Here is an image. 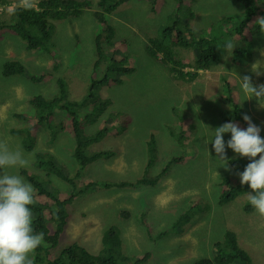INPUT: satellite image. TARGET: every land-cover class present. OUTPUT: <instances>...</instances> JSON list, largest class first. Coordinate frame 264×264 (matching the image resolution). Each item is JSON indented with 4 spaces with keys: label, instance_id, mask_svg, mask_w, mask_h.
<instances>
[{
    "label": "rangeland",
    "instance_id": "374dc122",
    "mask_svg": "<svg viewBox=\"0 0 264 264\" xmlns=\"http://www.w3.org/2000/svg\"><path fill=\"white\" fill-rule=\"evenodd\" d=\"M89 1L93 5L92 9L84 11L79 17L51 22L48 42L51 46L48 52L46 49L28 50L25 41L9 34L0 40V72L3 62L9 60L21 64L25 71L24 75L9 77L0 74V141L7 142L12 148H21L26 158H30L29 167L9 171L19 174V170H27L35 173L47 182L50 190H56L63 197L68 192L67 185L36 169L33 156L38 152L49 153L63 174L73 175L77 166L72 158V137L67 131H57L59 122L67 118L66 113L54 111L51 119L55 128L53 139H50L47 130L33 127L34 148L31 151L21 147L24 137L12 132L25 129L20 118L12 115L24 114L26 126H32L35 114L28 99L36 94L52 97L56 93L58 79L66 84V100L80 102L91 80L102 77L121 79L119 75L112 74L109 65L121 59H125L126 67L133 69V72L123 76L119 85L109 83L94 86V91L102 100H109L110 106L97 123H85L86 132H93L114 113L127 118L128 124L121 136H108L96 144L113 149L116 155L91 166L89 171H85L88 172L83 179L104 180L113 185L135 183L146 170V145L150 136L156 142L155 162L148 171L150 176L159 175L170 158L181 157L182 161L159 176L154 187L119 189L114 186L107 192L97 190L85 195L87 197H76L66 208L68 219L55 252L74 242L95 254L101 249L103 232L113 226L120 233L123 255L138 259L144 253L148 254L147 259L138 264H193L200 259L213 258V243L222 239L225 230H231L236 235L239 247L252 263L264 264V218L255 211L249 214L242 212L241 207L247 195L236 197L224 205L217 203L222 177H231L240 182L241 169L236 170L228 163L239 156L226 148L227 169L221 167L211 143L213 131L223 124L222 113L228 110L222 101L223 77L233 81V100L261 128L260 135L264 137V107L259 109L255 99L244 100L240 81L236 77L250 75L254 84L264 83V34L256 33L250 40V63H232L234 50L248 45L237 38L224 36L221 39L235 45L232 53L225 47L219 62L208 70L199 71L195 80L176 81L167 66L145 53L148 41L158 37L161 28L169 24V17L174 14V0L157 2V12L151 10V0H124L107 16L108 24L114 28L116 50L103 43L102 58L95 66L99 58L95 55L93 41L100 28L93 20L92 12L98 0ZM32 2L35 8L38 0ZM16 6H22L21 0H2L0 18L6 19L8 11ZM189 10L193 14L191 19L187 17ZM179 13H176L175 19L181 17L183 26L180 27L184 34L185 26L200 33L202 29L215 26L222 18H239L241 7L235 0L184 1ZM234 24L233 21L229 22L224 25V30H231ZM172 51L174 59L184 64H191L194 59L191 48L174 46ZM111 57L112 61L109 60ZM106 68L109 70L106 71ZM255 72H260V75L257 76ZM26 75L44 78L41 82L33 83L25 80ZM179 117L182 118L181 122H178ZM79 118L84 122L83 111L79 112ZM169 131L176 135L183 131L180 142L175 141ZM229 139L230 133H226L225 142ZM99 148L95 146L92 150ZM34 202L45 201L35 196ZM191 205L197 209L189 223L178 229H168ZM124 213L127 216L121 217ZM162 231L166 232L165 235H158Z\"/></svg>",
    "mask_w": 264,
    "mask_h": 264
},
{
    "label": "trees",
    "instance_id": "16d2710c",
    "mask_svg": "<svg viewBox=\"0 0 264 264\" xmlns=\"http://www.w3.org/2000/svg\"><path fill=\"white\" fill-rule=\"evenodd\" d=\"M151 1V10L157 12V2L161 0ZM184 1L193 3L196 0H174V14L169 17V24L161 28L158 37L150 39L146 44L145 53L149 58L167 66L169 73L175 80L192 82L198 76L199 71L208 70L219 62L222 51L228 43L221 38L227 36L231 39L233 37L237 38L248 45L247 47L234 50L231 59L232 63L236 65L250 63L251 53L249 43L254 34L260 33L256 20L264 17V0H235L242 11L239 18H222L215 26L202 29L200 33L185 26V34L180 27L183 26L181 17L175 19V15L179 13L180 8L184 5ZM123 2L124 0H98L95 3V11L92 12V18L100 28V32L94 36L93 41L95 55L99 58L94 63L95 66L98 65L99 60L102 58L103 43L113 51L116 50L117 44L113 41L114 28L108 24L107 16L112 14ZM1 3L2 0H0ZM155 3L156 5H154ZM90 6L93 7L89 0H38L35 8L25 9L23 6H16L13 10L8 11L9 14L6 19L0 18V40L3 36L9 34L25 41L27 44L26 49L28 50L46 49L48 52L49 46H51L48 44L52 30L51 22L79 17L84 11L91 10L92 7ZM3 13L1 12V14ZM182 13L180 12L179 14ZM187 17L188 19L193 18L190 10L187 13ZM231 21L235 22L233 28L231 30H224V25H227ZM174 46L193 49L194 59L192 63L184 64L176 61L172 51V47ZM109 60L112 61L113 58L111 57ZM109 65L111 66L112 74L119 75L120 77L133 72V69L131 70L126 67L125 59H121L120 61L115 60V62H111ZM54 70H56V66ZM108 70L106 68V71ZM0 74L3 77H9L12 75H24L25 71L21 64L9 60L4 61L1 65ZM43 78V76H39L38 78H35V76L29 77V75H26V79L24 77L25 80L33 83L41 82ZM221 80L224 93L222 101L228 106V110L221 115L222 123L231 121L238 124L241 128H246L247 124L242 119L244 113L241 106L233 100V81L226 77L221 78ZM111 81L116 85L120 84V80L116 77L111 80L108 77L91 80L89 89L83 99L80 102H70L66 100L67 88L65 82L62 79H58L56 80L57 90L52 97L45 98L36 94L28 99L29 105L33 108L35 114V123L32 126H26L27 118H25L24 114L13 113L12 115L14 118H20L25 124L24 130H12V132L24 137L21 147L26 151H31L34 148L32 134L34 126H39L45 131L47 130L50 139H53L55 128L51 124V119L54 111L58 110L65 112L67 118L65 121L59 122L57 131H67L74 143L72 158L77 167L72 176L63 174V171L51 154L38 152L34 153L33 156L35 162H33V166L36 169L44 171L48 176L56 177L67 185L68 192L63 197L56 190H50L46 185L47 182L43 181L37 174L27 170H19V175L26 182L33 185L35 189L34 197H42L45 201L34 202L30 206L33 212V229L37 233L44 234V241L47 245V247L41 246L37 248L34 254V264H138L144 262L148 257L147 253H144L138 259L123 255L121 253L120 233L113 226L103 232L101 236V249L95 254L88 252L74 242L59 252H55L68 219L66 208L76 197L85 196L97 190L107 192L108 189L114 186L119 189L136 186L154 187L159 176L167 173L171 166L180 164L182 161L181 157L170 158L159 175L150 176L148 171L154 164L156 155V142L153 136H150L146 145V170H144L142 178L138 179L135 183L121 182L111 185V183L104 180L91 181L83 179V176L87 175L91 166H94L98 162L110 160L115 155L113 149L102 148V145L96 144L108 136H121L128 124L127 118L120 117L119 113H114L109 120H103V123L93 132H86L85 123L92 125L97 123L104 111L110 106V101L106 99L102 100L94 91V86L107 85ZM80 111H83L82 120L84 122H81L79 118ZM181 121L182 118L179 117L178 122ZM169 133L170 135L173 134L175 141L180 142L183 131H180L178 135L171 131ZM95 146L100 148L92 150ZM228 163L232 168L236 170L240 168L243 171L249 160L238 157L233 160L230 159ZM87 169L88 171L85 173ZM250 191L247 185L242 186L240 182H236L231 177H223L220 182L217 203L224 205ZM249 205L246 199L241 207L243 213L249 214L254 211L251 205ZM192 215L193 212L188 210L170 225L168 229L181 228V226L189 222ZM168 229L166 228L165 230ZM165 233V231H162L158 235L163 236ZM213 249L215 252L213 258L200 259L194 261L193 264H253L250 257L241 248L239 249L236 235L232 231H224L222 239L213 243Z\"/></svg>",
    "mask_w": 264,
    "mask_h": 264
},
{
    "label": "clouds",
    "instance_id": "9594fccd",
    "mask_svg": "<svg viewBox=\"0 0 264 264\" xmlns=\"http://www.w3.org/2000/svg\"><path fill=\"white\" fill-rule=\"evenodd\" d=\"M21 5L25 9L34 6L32 0H21ZM256 23L260 32L264 34V17L258 18ZM225 47L232 53L235 45L228 42ZM233 73L235 74V71ZM255 74L259 76L260 72ZM236 77L240 81L244 100L255 99L260 107H264V83L254 84L250 75L242 77L236 75ZM121 79H119L120 84ZM242 119L247 124L246 128L229 121L213 131L212 150L221 162V167L226 169V148L231 149L239 157L249 160L244 170L239 173L240 184L247 185L251 190L246 194L247 200L255 213L264 218V137L260 135L261 128L252 122L249 115L244 114ZM226 133H230L227 142L224 140ZM29 165L30 160L26 158L21 148H12L7 142L0 141V264H34L37 248L47 247L44 234L37 233L33 229V212L30 207L34 203L33 185L26 182L18 173L9 171L27 168ZM196 209V206L191 205L188 210L194 215ZM124 216L127 214L124 213L121 217Z\"/></svg>",
    "mask_w": 264,
    "mask_h": 264
},
{
    "label": "bare ground",
    "instance_id": "6f19581e",
    "mask_svg": "<svg viewBox=\"0 0 264 264\" xmlns=\"http://www.w3.org/2000/svg\"><path fill=\"white\" fill-rule=\"evenodd\" d=\"M90 7H92V6H90ZM168 46H169V45H168ZM163 79H164V78H163ZM171 81H173V80H171ZM176 81H177V80H176ZM171 85H172V84H171ZM171 85H170V86H171ZM177 85H178V83H177ZM177 87H178V86H177ZM180 91H181V90H180ZM49 101H50V100H49ZM259 109H261V107H260ZM260 112H261V111H260ZM261 113H262V112H261ZM243 122H244V121H243ZM253 122H254V121H253ZM254 123H255V122H254ZM243 124H244V123H243ZM243 124H242V125H243ZM242 125H241V126H242ZM144 145H145V144H144ZM141 148H142V147H141ZM98 152H99V151H98ZM98 152H97V153H98ZM68 155H69V154H68ZM37 158H38V157H37ZM29 159H30V158H29ZM31 159H32V158H31ZM85 160H86V159H85ZM38 161H40V160H38ZM36 162H37V161H36ZM66 162H67V161H66ZM34 163H35V162H34ZM65 165H66V164H65ZM146 182H147V181H146ZM111 185H112V184H111ZM108 187H109V186H108ZM112 189H113V188H112ZM114 190H115V189H114ZM176 193H177V192H176ZM196 194H197V193H196ZM105 195H106V194H105ZM108 195H109V194H108ZM108 195H107V196H108ZM114 195H115V194H114ZM175 195H176V194H175ZM180 195H182V194H180ZM87 196H88V195H87ZM87 196H85V197H87ZM90 196H91V195H90ZM197 196H198V195H197ZM101 197L103 198V196H101ZM199 197H200V196H199ZM88 198H89V197H88ZM90 198H91V197H90ZM99 198H100V197H99ZM99 198H98V199H99ZM178 198H179V197H178ZM98 199H97V200H98ZM100 199H101V198H100ZM104 199H105V198H104ZM89 200H90V199H88V201H89ZM95 200H96V199H95ZM179 200H180V199H179ZM84 201H85V199H84ZM86 201H87V200H86ZM99 201H100V200H99ZM101 201H102V200H101ZM104 201H105V200H104ZM245 201H246V200H245ZM245 201H244V202H245ZM100 203H101V202H100ZM89 204H91V203H89ZM92 204H93V203H92ZM102 204H103V201H102ZM102 204H101V205H102ZM243 204H244V203H243ZM249 206H250V205H249ZM98 209H99V208H98ZM96 211H97V210H96ZM249 228H250V227H249ZM255 231H256V230H255ZM259 232H260V231H259ZM193 237H194V236H193ZM177 240H179V239H177ZM178 242H179V241H178ZM240 243L242 244V242H240ZM174 244H175V242H174ZM177 245H178V243L176 244V246H177ZM241 246H242V245H241ZM242 247H243V246H242ZM244 247H246V246H244ZM239 249H240V247H239ZM247 250H248V249H247Z\"/></svg>",
    "mask_w": 264,
    "mask_h": 264
}]
</instances>
